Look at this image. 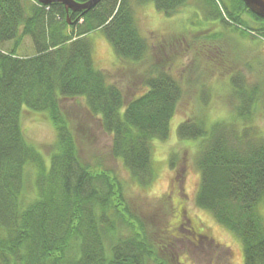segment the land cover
<instances>
[{"label":"trees","instance_id":"obj_1","mask_svg":"<svg viewBox=\"0 0 264 264\" xmlns=\"http://www.w3.org/2000/svg\"><path fill=\"white\" fill-rule=\"evenodd\" d=\"M187 1L101 0L88 11H72L61 2L0 0V264H161L160 248L130 209L120 179L80 160L60 101L82 99L110 137L111 155L138 186H150L152 141H167L181 85L165 68L151 69L140 77L142 90L128 98L94 67L89 34L102 31L120 61L140 64L152 43L141 34L135 6L152 2L171 17ZM197 4L207 19L264 40V17L242 0ZM26 37L30 53L21 50ZM259 83L236 70L229 85L232 116L211 124L185 119L176 130L180 139L200 143L194 204L235 234L243 264H264V135L254 124ZM23 109L52 123L56 139L47 154L25 137Z\"/></svg>","mask_w":264,"mask_h":264},{"label":"rangeland","instance_id":"obj_2","mask_svg":"<svg viewBox=\"0 0 264 264\" xmlns=\"http://www.w3.org/2000/svg\"><path fill=\"white\" fill-rule=\"evenodd\" d=\"M134 12L141 34L152 43L144 62L120 61L100 30L89 34V42L94 67L123 87L128 98L142 90L140 77L151 69L165 68L181 85L183 94L170 120L167 141H152L155 179L147 188L138 186L121 161L111 155L110 137L98 118L88 113L83 100L62 99L78 156L91 169L114 173L120 179L130 209L143 223L148 239L160 248L157 256L161 264H243L241 242L235 234L195 206L199 171L194 158L200 143L180 139L176 130L185 119L211 124L232 116L230 77L240 70L251 84L260 82L262 93L254 124L264 135V40L240 35L217 20L207 19L197 0H188L171 17L152 2L135 6ZM216 33L219 37L213 41L202 38ZM22 45L24 53L31 52L28 37ZM21 118L27 140L47 154L56 139L47 115L23 109ZM171 154L175 155L174 168L168 162ZM262 211L264 214V207Z\"/></svg>","mask_w":264,"mask_h":264},{"label":"water","instance_id":"obj_3","mask_svg":"<svg viewBox=\"0 0 264 264\" xmlns=\"http://www.w3.org/2000/svg\"><path fill=\"white\" fill-rule=\"evenodd\" d=\"M36 1V0H35ZM40 4L48 5L55 2H61L66 10H83L88 11L94 7L101 0H86L84 2H78L76 0H37ZM246 7L252 12L256 13L260 17H264V0H242Z\"/></svg>","mask_w":264,"mask_h":264}]
</instances>
